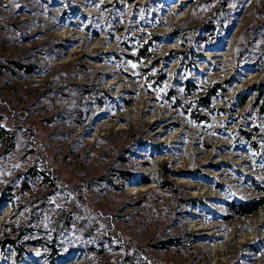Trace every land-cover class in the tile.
I'll use <instances>...</instances> for the list:
<instances>
[{"label":"rangeland","instance_id":"obj_1","mask_svg":"<svg viewBox=\"0 0 264 264\" xmlns=\"http://www.w3.org/2000/svg\"><path fill=\"white\" fill-rule=\"evenodd\" d=\"M263 108L264 0H0V264H264Z\"/></svg>","mask_w":264,"mask_h":264},{"label":"trees","instance_id":"obj_2","mask_svg":"<svg viewBox=\"0 0 264 264\" xmlns=\"http://www.w3.org/2000/svg\"><path fill=\"white\" fill-rule=\"evenodd\" d=\"M142 49L143 47L140 48V51H143ZM146 49L148 48L146 47ZM152 54L153 52H147L145 50L141 55L144 58H148ZM19 66L22 67L21 65ZM184 87L187 88L186 93L188 95H191L193 93H199V96L194 99V102L196 103V108L201 107L202 109H210L211 103L215 95H217L219 90L224 89V82H214L212 83V86L206 87V86L198 85L192 80H187L184 83ZM263 112H264V108H263ZM206 119H207V116L205 114L198 112L197 114L198 121H205ZM7 133H8V130H6L4 126L0 124V139L3 136H5V134ZM45 174L46 173L43 171H36L35 173L36 176L37 175L45 176ZM124 177H127V174H124ZM49 183L51 185H54L53 180H51V182ZM254 184L259 190L261 191L264 190V187L260 186L257 182H254ZM263 205H264V197L259 200L250 201V202H235V201L229 202V208L234 213H236V215L242 216V217L254 213L258 209H260ZM13 233H15V237L5 238L3 241L0 242V248L5 249L7 246L13 247L14 250H16L17 252L18 260L26 253V251H28L27 249L28 245H33L36 247H40L42 249L44 248L48 249V251H50L49 253H50L51 261H55L61 253L60 249L58 248L60 246L58 238L56 236H47V235L40 236V233H44L42 232L41 228H38L37 230L34 228H30L22 232L21 231L17 232L14 230ZM141 260H143L142 257L137 256V254L125 253L121 259L117 260L116 262H112L111 264H141L142 262L141 263L138 262ZM147 262L148 261H146V264H151L150 262L149 263Z\"/></svg>","mask_w":264,"mask_h":264}]
</instances>
